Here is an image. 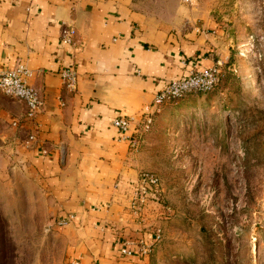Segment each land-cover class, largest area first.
Returning <instances> with one entry per match:
<instances>
[{
	"label": "crops",
	"instance_id": "obj_1",
	"mask_svg": "<svg viewBox=\"0 0 264 264\" xmlns=\"http://www.w3.org/2000/svg\"><path fill=\"white\" fill-rule=\"evenodd\" d=\"M197 18L176 35L135 0H0V72L25 65L44 101L30 120L24 103L0 93V167L31 173L58 221L75 216L61 226L72 264H150L128 245L147 238L131 209L139 170L130 142L156 92L226 63L221 30ZM65 26L77 30L76 45L62 39ZM69 67L74 92L61 75ZM120 115L135 119L125 134L114 126Z\"/></svg>",
	"mask_w": 264,
	"mask_h": 264
},
{
	"label": "rangeland",
	"instance_id": "obj_2",
	"mask_svg": "<svg viewBox=\"0 0 264 264\" xmlns=\"http://www.w3.org/2000/svg\"><path fill=\"white\" fill-rule=\"evenodd\" d=\"M135 4L176 35L209 15L226 57L213 91L165 104L147 131L134 125L130 197L143 174L158 179L143 210L131 207L147 238L162 232L150 264H264V0ZM68 238L31 173L0 167V264H72Z\"/></svg>",
	"mask_w": 264,
	"mask_h": 264
},
{
	"label": "built area",
	"instance_id": "obj_3",
	"mask_svg": "<svg viewBox=\"0 0 264 264\" xmlns=\"http://www.w3.org/2000/svg\"><path fill=\"white\" fill-rule=\"evenodd\" d=\"M61 37L71 45L77 44V30L72 26H65L62 29ZM222 70L220 65H215L203 69H192L189 74L181 79L171 81L162 90L155 93L150 111L145 113L141 119L143 131L150 129L154 115L161 111V108L171 102L178 101L190 93H209L219 84ZM64 80L65 89L74 92L77 88L78 74L74 68H66L61 73ZM31 72L25 65H19L16 69L0 72V93L14 100L21 101L26 106V117L34 119L37 113L43 108L44 101L40 93L28 84L27 78ZM135 119L120 115L115 118L114 126L120 133L125 134L132 129ZM138 133V132H137ZM131 146H134L131 140ZM158 187V179L151 174H143L140 178L139 185L131 198V207L138 214L148 204L147 200L153 195H146L147 189ZM75 219L70 215L68 220L58 221L59 226H65ZM162 232L155 230L149 237H141L137 242L128 241V245H137L138 251L142 255H150L154 246L160 241ZM122 253L132 256V250L125 248ZM78 264V263H73Z\"/></svg>",
	"mask_w": 264,
	"mask_h": 264
}]
</instances>
